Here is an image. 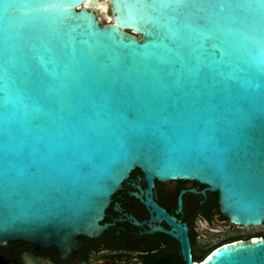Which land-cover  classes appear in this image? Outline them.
Returning <instances> with one entry per match:
<instances>
[{
	"label": "water",
	"instance_id": "1",
	"mask_svg": "<svg viewBox=\"0 0 264 264\" xmlns=\"http://www.w3.org/2000/svg\"><path fill=\"white\" fill-rule=\"evenodd\" d=\"M135 167L263 223L264 0H0V240L69 252ZM182 242L264 264L263 236Z\"/></svg>",
	"mask_w": 264,
	"mask_h": 264
},
{
	"label": "flooded vegetation",
	"instance_id": "2",
	"mask_svg": "<svg viewBox=\"0 0 264 264\" xmlns=\"http://www.w3.org/2000/svg\"><path fill=\"white\" fill-rule=\"evenodd\" d=\"M96 235L77 234L69 252L55 245L0 240V264H187L224 244L263 236L264 225L235 223L221 210L219 191L194 179L148 181L135 167L111 195ZM184 228L183 234L176 229Z\"/></svg>",
	"mask_w": 264,
	"mask_h": 264
},
{
	"label": "rangeland",
	"instance_id": "3",
	"mask_svg": "<svg viewBox=\"0 0 264 264\" xmlns=\"http://www.w3.org/2000/svg\"><path fill=\"white\" fill-rule=\"evenodd\" d=\"M101 21H102V23H104L105 21L101 18ZM262 232H264V225L263 226H261L260 228H259Z\"/></svg>",
	"mask_w": 264,
	"mask_h": 264
},
{
	"label": "bare ground",
	"instance_id": "4",
	"mask_svg": "<svg viewBox=\"0 0 264 264\" xmlns=\"http://www.w3.org/2000/svg\"><path fill=\"white\" fill-rule=\"evenodd\" d=\"M107 10H108V7H107ZM107 10H106V12H108Z\"/></svg>",
	"mask_w": 264,
	"mask_h": 264
},
{
	"label": "trees",
	"instance_id": "5",
	"mask_svg": "<svg viewBox=\"0 0 264 264\" xmlns=\"http://www.w3.org/2000/svg\"><path fill=\"white\" fill-rule=\"evenodd\" d=\"M263 234H264V232H263Z\"/></svg>",
	"mask_w": 264,
	"mask_h": 264
}]
</instances>
